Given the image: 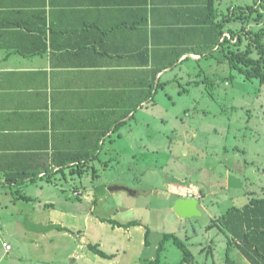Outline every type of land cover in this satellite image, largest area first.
<instances>
[{
    "label": "crops",
    "instance_id": "1",
    "mask_svg": "<svg viewBox=\"0 0 264 264\" xmlns=\"http://www.w3.org/2000/svg\"><path fill=\"white\" fill-rule=\"evenodd\" d=\"M238 1L0 0V190L10 202L23 186L61 189L77 158L82 176L136 158L134 143L148 153L150 121L137 113L160 90L174 107L198 88L201 61L224 62L206 48L240 28Z\"/></svg>",
    "mask_w": 264,
    "mask_h": 264
},
{
    "label": "rangeland",
    "instance_id": "2",
    "mask_svg": "<svg viewBox=\"0 0 264 264\" xmlns=\"http://www.w3.org/2000/svg\"><path fill=\"white\" fill-rule=\"evenodd\" d=\"M259 10L264 11V0ZM199 66L205 72L194 78L198 88L181 95L177 105L168 106L160 90L157 105L137 113L149 119L152 137L142 158L143 150L134 143L136 158L110 160L113 167L95 175H68V184L59 190L33 185L13 192L33 197L30 201L14 204L7 198L10 191L0 190V264H142L154 259L163 233L177 235L192 251L193 260L183 264H223L226 238L218 227L207 226L229 207L264 195V83L244 79L226 60H203ZM178 119L190 126L179 130ZM228 175L242 184L228 187ZM113 185L127 189L111 190ZM189 195L199 200L200 214L179 217L173 205ZM101 218L139 225L113 226ZM50 224L65 230H44ZM89 244L112 257L95 254ZM229 255L234 264H248L234 247ZM182 256L166 240L159 264H179Z\"/></svg>",
    "mask_w": 264,
    "mask_h": 264
},
{
    "label": "trees",
    "instance_id": "3",
    "mask_svg": "<svg viewBox=\"0 0 264 264\" xmlns=\"http://www.w3.org/2000/svg\"><path fill=\"white\" fill-rule=\"evenodd\" d=\"M261 2L262 0H255L252 5L240 6V10H234L230 19L235 21L239 20L240 28H231L229 37L223 36L220 29L213 44L207 47L206 50H209L211 47H217V51L223 54L231 70H235L244 79L256 77L259 78L261 83H264V43L262 42L264 34V11L255 7V5L260 6ZM252 21L257 23L258 28H249ZM222 38L223 40H221ZM209 54L213 55L214 53L209 52ZM82 159L77 158V161L80 163L76 164L74 169L75 173L78 171V175L82 171ZM87 160L85 158V161ZM16 196H18L16 198H22L23 200H31V196L28 195L18 193ZM101 221H108L113 226L119 227L139 225L136 221H131L127 224L106 218H101ZM212 227H218L226 238V259L223 264H234V260L229 255V251L233 247L241 253L248 264H264V195H252L243 206L229 207L222 215L212 219L207 228ZM53 228L65 230L64 227L58 224H50L44 230L47 231ZM148 232L149 230L147 229L144 244H147ZM166 240H172L175 246L181 250L183 256L178 262L179 264L193 260L194 255L192 251L182 239L173 233H163L154 259L147 260L142 264H159ZM209 245L206 248L210 251L211 246ZM88 248L102 257H112V255L102 251L97 244H89Z\"/></svg>",
    "mask_w": 264,
    "mask_h": 264
},
{
    "label": "water",
    "instance_id": "4",
    "mask_svg": "<svg viewBox=\"0 0 264 264\" xmlns=\"http://www.w3.org/2000/svg\"><path fill=\"white\" fill-rule=\"evenodd\" d=\"M242 183L239 178L228 175L227 186L228 187H238ZM111 190L116 189H127L123 186L113 185L110 187ZM131 192V191H130ZM198 200L191 197H178L173 205V210L179 217H191L200 214L198 209Z\"/></svg>",
    "mask_w": 264,
    "mask_h": 264
},
{
    "label": "built area",
    "instance_id": "5",
    "mask_svg": "<svg viewBox=\"0 0 264 264\" xmlns=\"http://www.w3.org/2000/svg\"><path fill=\"white\" fill-rule=\"evenodd\" d=\"M76 193V192H75ZM189 197H192V195H189ZM7 249H9V245H5Z\"/></svg>",
    "mask_w": 264,
    "mask_h": 264
}]
</instances>
